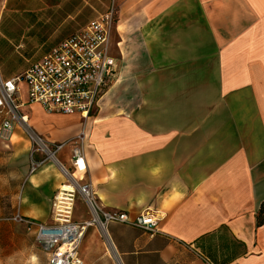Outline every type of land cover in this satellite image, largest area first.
Instances as JSON below:
<instances>
[{"label": "crops", "instance_id": "crops-1", "mask_svg": "<svg viewBox=\"0 0 264 264\" xmlns=\"http://www.w3.org/2000/svg\"><path fill=\"white\" fill-rule=\"evenodd\" d=\"M116 3L118 28L128 19V32L145 38L140 87L128 89L122 108L103 104L88 119L26 104L22 113L34 131L51 145H66L55 159L35 153L43 163L30 174L32 143L24 130L17 126L9 141L0 139L1 216L54 225V197L76 177L91 184L104 208L132 217L152 212L158 219L154 235L118 223L106 235L89 227L79 249L84 264H264V222L258 225L264 207V0ZM213 44L218 69L212 77L179 70L180 64L212 62ZM159 63L171 66H149ZM117 73L112 85L120 81ZM129 73L128 85L137 78ZM75 148L85 172L74 167ZM89 214L76 195L72 220L88 221ZM36 233V227L1 222L0 264L41 258L29 244Z\"/></svg>", "mask_w": 264, "mask_h": 264}, {"label": "built area", "instance_id": "built-area-1", "mask_svg": "<svg viewBox=\"0 0 264 264\" xmlns=\"http://www.w3.org/2000/svg\"><path fill=\"white\" fill-rule=\"evenodd\" d=\"M117 29L118 6L116 0H109L104 13L59 42L21 75L5 79L0 73V116L3 117L0 139L9 141L17 126L24 130L33 148L30 174L43 163L34 160L35 153L44 154L45 159H55L66 143L46 142L30 126L22 108L26 104H37L48 113L80 115L83 119L92 117L118 72V59L112 52ZM22 83L26 85V99L22 97ZM78 138L82 141L85 134L82 132ZM73 160L76 171H86L81 149H74ZM69 181L71 188L62 187L54 197V225L36 223L20 214L7 218L0 214V223L8 221L36 227V238L49 254V264H84L79 249L87 229L92 226L105 235L112 223L140 228L151 235L156 233L158 219L152 212L132 217L124 211L106 209L90 183H82V179L76 177ZM78 194L85 200L91 215L85 222L72 220Z\"/></svg>", "mask_w": 264, "mask_h": 264}, {"label": "rangeland", "instance_id": "rangeland-1", "mask_svg": "<svg viewBox=\"0 0 264 264\" xmlns=\"http://www.w3.org/2000/svg\"><path fill=\"white\" fill-rule=\"evenodd\" d=\"M108 3L109 0H7L4 4V0H0L1 75L4 78L21 75L60 40L84 28L89 22L104 13ZM194 15L196 16L195 13ZM119 24V28L114 31L113 35V49L119 60L118 80L120 81L118 84L106 88L109 95L106 100L100 102L93 116L98 114L103 104L115 105L120 108L128 104V89L130 91L132 87H140V71L146 69L147 66L141 63V57L145 55V48L142 47L144 35L140 31L129 33L128 19L122 18ZM213 51L212 62L180 64L179 70L197 71L201 77L205 72L208 77H212V72L218 69L217 56H215L217 50L214 44ZM128 61H130L129 64ZM149 66L163 69L170 67L171 64L159 63ZM128 72L137 75V78L129 85L128 79H131V76ZM20 88L22 97L25 99L27 97L25 83H22ZM129 98L130 101L136 100L137 102L140 96L133 95L131 97L129 95ZM244 102L252 104L251 97H244ZM31 155L30 163L32 162ZM40 155L46 158L44 154L40 153ZM70 188L69 185L64 186V189ZM29 244H34V250L41 254V258L33 260V263L48 264L47 252L35 236H31Z\"/></svg>", "mask_w": 264, "mask_h": 264}, {"label": "trees", "instance_id": "trees-1", "mask_svg": "<svg viewBox=\"0 0 264 264\" xmlns=\"http://www.w3.org/2000/svg\"><path fill=\"white\" fill-rule=\"evenodd\" d=\"M52 48H53V47H52ZM52 48H51V49H52ZM51 49H50V50H51ZM50 50H49V51H50ZM49 51H48V52H49ZM48 52H47V53H48ZM47 53H45L42 57H44ZM42 57H41V58H42ZM41 58H40V59H41ZM40 59H39V60H40ZM39 60H38V61H39ZM38 61H36V62H38ZM36 62H34V63H36ZM34 63H33V64H34ZM33 64H32V65H33ZM32 65H31V66H32ZM25 71H26V70H25ZM25 71H24V72H25ZM14 77H15V76H14ZM10 78H12V77H10ZM5 79H9V78H5ZM263 213H264V207H262V219H261L260 221H258V225H261V224H263V222H264V217H263L264 215H263Z\"/></svg>", "mask_w": 264, "mask_h": 264}]
</instances>
